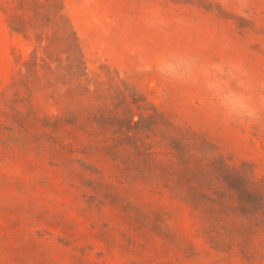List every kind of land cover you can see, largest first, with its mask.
Wrapping results in <instances>:
<instances>
[{"label":"rangeland","instance_id":"1","mask_svg":"<svg viewBox=\"0 0 264 264\" xmlns=\"http://www.w3.org/2000/svg\"><path fill=\"white\" fill-rule=\"evenodd\" d=\"M32 56L60 72L24 89ZM215 61L264 96V0H0V264H264V119L223 115Z\"/></svg>","mask_w":264,"mask_h":264},{"label":"clouds","instance_id":"2","mask_svg":"<svg viewBox=\"0 0 264 264\" xmlns=\"http://www.w3.org/2000/svg\"><path fill=\"white\" fill-rule=\"evenodd\" d=\"M242 14L247 13L248 0H237ZM163 24L165 21L160 20ZM199 67L194 58L164 57L156 64L142 63L137 67L144 73L157 71L174 80H181L185 73H190ZM210 70L216 73L214 77H203L204 89L218 104L223 115L241 124L252 125L264 119V96L255 97L249 91L247 69L241 64H225L215 61ZM179 72V76L176 74ZM222 81V82H221Z\"/></svg>","mask_w":264,"mask_h":264},{"label":"trees","instance_id":"3","mask_svg":"<svg viewBox=\"0 0 264 264\" xmlns=\"http://www.w3.org/2000/svg\"><path fill=\"white\" fill-rule=\"evenodd\" d=\"M32 55H35V51L33 52ZM36 62H37L36 58L32 56V60L24 64V74H20V73L18 74V77H19L18 81H20L22 77L24 76V89H26L27 87L28 81L26 79L28 77L32 75V76L37 77V79L39 78V74H37L38 73L37 69H40V70L45 69L52 76L57 75L60 72L59 67L57 64H55V62L48 63L44 60H39V62L41 63L39 66H37ZM40 82L45 83V85L47 86L46 88H49V86L51 85V80L49 78L42 79ZM45 90H49V89H45ZM34 120L36 122H40L45 128H48L50 130L51 129L53 130L54 127H56L58 123L57 118L55 116L51 117V116H48L47 114L41 118H35Z\"/></svg>","mask_w":264,"mask_h":264}]
</instances>
